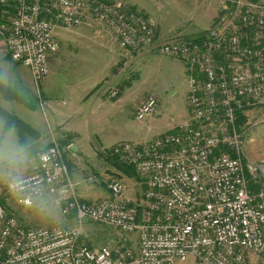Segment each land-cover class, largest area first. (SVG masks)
Returning a JSON list of instances; mask_svg holds the SVG:
<instances>
[{"label": "built area", "instance_id": "obj_1", "mask_svg": "<svg viewBox=\"0 0 264 264\" xmlns=\"http://www.w3.org/2000/svg\"><path fill=\"white\" fill-rule=\"evenodd\" d=\"M10 23L5 51L39 83L59 50L54 31L84 22L100 25L121 49L181 61L188 77L187 117L143 141H120L107 154L132 167L141 191L132 200L123 180L106 184L94 201L72 197L61 213L74 226H26L0 202V264H249L264 250V162H245V126L238 115L264 107V2L220 0L219 22L196 36H156L154 27L125 0H0ZM115 98L117 89L105 91ZM158 106L155 95L135 106L143 122ZM72 187L62 148L53 142L37 166L10 179L6 192L22 207L55 187ZM254 186L255 190L250 187ZM90 220L116 229L114 244L81 238ZM136 236L137 246L130 245Z\"/></svg>", "mask_w": 264, "mask_h": 264}, {"label": "rangeland", "instance_id": "obj_2", "mask_svg": "<svg viewBox=\"0 0 264 264\" xmlns=\"http://www.w3.org/2000/svg\"><path fill=\"white\" fill-rule=\"evenodd\" d=\"M125 1L148 19L155 29L156 36L161 40L173 34L196 36L215 26L225 13L220 11V0ZM4 20L5 22L0 24V83L10 90L11 97L5 98L1 92L0 95L4 100L14 102V105L18 104L16 107L28 109L37 106L45 109L42 92L44 85L41 81L50 77L48 85L53 86L55 92L69 93L74 90L84 92L97 89L105 94L112 86L118 91L117 98L123 94L132 101L133 109L148 96L155 95L158 106L174 105L177 108L176 112L168 113L169 118L179 119L177 115L179 109H185L187 113V92L185 89L182 92V84L188 79L189 74L186 73L185 67L184 70L179 68L181 61L151 52L149 55L148 53L140 55L124 51L110 39L100 25L87 21L77 27H58L54 31L59 50L53 57H56L58 62L53 71L50 69V74L46 78L36 83L32 77L30 78L24 66L12 62L7 55L5 37L10 17H5ZM182 64L180 63L181 66ZM181 73L184 74L185 80ZM69 102L67 104L71 106L72 103ZM46 114V111L45 113L40 111L39 120L34 114H31L34 117L32 119L28 112H24V117L27 121L32 120L45 127L48 124ZM245 117L246 129L241 151L245 162L254 166L264 162V107L248 111ZM77 121L79 120L73 116L68 117L65 123L69 130L65 126L66 131L61 134H58L60 132L57 127L49 128L48 135H52L53 138L49 137V140L44 141H40L39 135L26 125V129H23L27 131L23 134L25 139L23 144L17 143L12 136V133L17 131L15 127L5 128L4 140L0 141V150L4 153L3 159H0V202L21 224L43 227L74 226L76 221L61 213L63 203L72 197L83 201H94L104 197L107 195L105 185L111 179L123 180L135 198L139 197L141 187L138 183L134 184L138 182L135 173L128 174L124 165L116 163L107 154L108 149L101 150L102 143L96 134H93L94 126L83 127L78 125ZM53 142L61 145L72 187L64 189V186H57L53 192L46 191L31 207L17 205L6 192L7 182L12 178L32 173L37 166L38 152ZM72 143L84 149L82 157L71 154L68 147ZM13 155L16 157L15 160L10 159ZM81 238L91 246H100L114 244L121 235L112 227L85 220L82 223ZM175 264L199 263L189 258ZM249 264H264V250L260 253H251Z\"/></svg>", "mask_w": 264, "mask_h": 264}, {"label": "crops", "instance_id": "obj_3", "mask_svg": "<svg viewBox=\"0 0 264 264\" xmlns=\"http://www.w3.org/2000/svg\"><path fill=\"white\" fill-rule=\"evenodd\" d=\"M123 50L128 51L125 49ZM138 54L147 55V53ZM57 62L58 61L56 57H52L50 59L51 71H53L52 69L57 64ZM180 63L182 62H179V68L184 70V65L182 64V67ZM24 68L29 73V70L26 67ZM182 73L181 75L183 77V80H185L186 78ZM29 76L31 78L30 73ZM49 78L50 77L46 78L48 81L46 79H44L46 81H41V84L44 85L42 87V92L44 93L43 102L45 109L38 108L37 106L28 109L24 107H16L18 106V104L14 105V102L4 100L3 97L0 95V108L17 117L18 119L22 120L28 127H31L33 129L32 131H35V133L39 135L38 138L40 141L49 140V137L50 139L51 137L53 138L52 135H48L47 131H49V128L51 129L52 127H57L60 132L58 134L64 133V131H66L64 127L66 126L68 129V126L65 123L66 119H68V117L70 116L77 118L79 121H77L76 123L80 126H94L93 134H96V137H98L99 141H101V150L109 149L114 144L120 141H143L151 139L155 135L172 131L175 125H177L187 117L186 110L179 109V113L177 114L179 115V119L169 118L168 113L176 112L177 108L174 107V105H170V107L168 105H164L163 107H161L159 104L154 113L149 115L145 121L140 122L134 118V109L132 101L130 99H127V97L123 94L120 95L119 98L116 97L114 99H109L107 98V96H105L104 92L101 93V90L97 89L92 91L89 89L84 92H79L77 90L69 91V93L55 92L54 87L48 85L50 82ZM110 88L114 87L111 86ZM184 89L186 90L185 92H187V79L185 80V83L182 84V92L184 91ZM69 101H71L72 103L71 106L67 104L70 103ZM40 111H42V113H45V111L47 112L46 115H48V119L46 120V122L48 124L45 125V127L47 126L46 128L40 123H34L32 120L27 121L24 117V112H28L30 114L29 116H32V119L34 117L31 114H34L37 117V120H39ZM185 114L186 117H184ZM5 133V122L4 119L0 116L1 142L4 140L3 137ZM86 133L90 134V132L87 131ZM56 134L57 133L55 132V135ZM16 135L17 134L14 131L12 133V136H14V139L17 140L18 143V138ZM72 144L77 146L80 151V154L76 155L72 152L71 154L78 157H82L84 149L76 143ZM45 148L47 147L42 148V150ZM137 183L139 184V182H136L134 184ZM60 186L61 185H59L58 187ZM126 187V195L132 200H135V196L132 194L131 190L129 189V186L126 185ZM67 218L74 220L72 215H69ZM130 245L134 248L137 246L135 235L130 236Z\"/></svg>", "mask_w": 264, "mask_h": 264}, {"label": "trees", "instance_id": "obj_4", "mask_svg": "<svg viewBox=\"0 0 264 264\" xmlns=\"http://www.w3.org/2000/svg\"><path fill=\"white\" fill-rule=\"evenodd\" d=\"M134 9V8H133ZM7 9L3 8L1 5H0V24H2L3 22H5L4 18L5 17H9V13L6 12ZM0 92L4 95L5 98H9L11 97V95L9 96V93H10V90L8 88H6L2 83H0ZM11 94V93H10ZM0 115L4 118L5 120V128H7L8 126H13L16 128V134L18 136V143L19 144H23L25 139L23 137V134L27 131H24L23 129H26V124L24 122H22L20 119H18L17 117L15 116H12L11 114H9L8 112L6 113V111L0 109ZM246 121V117L239 114L238 115V118H237V121H236V125L237 127H241L244 125ZM31 131V130H28V132ZM32 132V131H31ZM69 145V144H68ZM67 145V146H68ZM61 147V145H60ZM115 160V159H114ZM116 161V160H115ZM117 163V161H116ZM125 166V170L127 171L128 174H132L134 175V171L132 169V167L130 166ZM120 167V166H119ZM252 190H255V187L254 186H251L250 187Z\"/></svg>", "mask_w": 264, "mask_h": 264}, {"label": "water", "instance_id": "obj_5", "mask_svg": "<svg viewBox=\"0 0 264 264\" xmlns=\"http://www.w3.org/2000/svg\"><path fill=\"white\" fill-rule=\"evenodd\" d=\"M68 148H69V151H70V152H72V153H74V154H76V155H79V154H80V151H79V149L77 148L76 145L71 144V145H69Z\"/></svg>", "mask_w": 264, "mask_h": 264}, {"label": "clouds", "instance_id": "obj_6", "mask_svg": "<svg viewBox=\"0 0 264 264\" xmlns=\"http://www.w3.org/2000/svg\"><path fill=\"white\" fill-rule=\"evenodd\" d=\"M3 156H4L3 150H0V159H3ZM10 159L15 160L16 159L15 155L11 156Z\"/></svg>", "mask_w": 264, "mask_h": 264}]
</instances>
